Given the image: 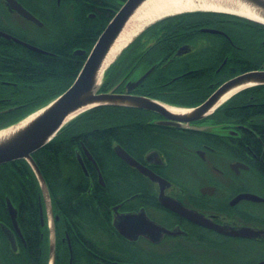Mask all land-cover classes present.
<instances>
[{"label": "flooded vegetation", "instance_id": "flooded-vegetation-1", "mask_svg": "<svg viewBox=\"0 0 264 264\" xmlns=\"http://www.w3.org/2000/svg\"><path fill=\"white\" fill-rule=\"evenodd\" d=\"M14 1L42 26L23 17L6 0H0V31H21L28 37L33 31H55L45 29L38 14L46 10L50 14L49 8L60 7L63 0ZM241 26L242 21L228 19L199 28V34L190 42L179 44L165 57V64L175 58L182 63L180 71L164 85L177 80L207 84L208 94L199 104L182 106L168 102L180 99L172 86L161 91L163 98L139 94L138 87L156 64L147 69L131 65L129 75L112 87L114 93H125L128 86L132 87L153 68L143 81L133 86L129 95L153 100L165 109H194L228 80L249 71H264V63L253 64L244 56L247 43ZM202 29L217 32L203 33ZM261 44L264 46V37ZM241 93L198 121H180L176 119L180 116L167 109L176 118L136 109L149 114L147 122L128 126L131 140L111 142L116 165H106L102 158L98 161L92 156L88 140L75 141L72 160L80 172L65 171L62 175L65 188L61 191L47 187L48 208L41 190L36 195L35 206L47 236L48 251L50 228L54 230V264H264V147L257 136L262 145L257 156L246 142L247 136L264 130V88ZM221 107L222 116H216ZM117 147L153 177L122 160L115 152ZM78 183L81 186L71 190ZM62 191L77 196L71 202L73 206L84 196L95 204V211L90 208L83 216L71 212L67 203L60 206L54 195ZM97 196L108 197V202L100 207ZM6 199L3 203L9 223L0 220V261L6 242L15 255L28 250L19 209L9 200L16 209L17 234L6 210ZM242 228L260 232L242 237ZM237 231L240 235L232 234Z\"/></svg>", "mask_w": 264, "mask_h": 264}, {"label": "trees", "instance_id": "trees-1", "mask_svg": "<svg viewBox=\"0 0 264 264\" xmlns=\"http://www.w3.org/2000/svg\"><path fill=\"white\" fill-rule=\"evenodd\" d=\"M124 2L125 0H63L60 7L49 8L50 14L47 10L38 14L45 29L55 30L44 31L47 36L43 40L28 37L18 31H5L50 54L35 53L0 38V129L18 122L68 89L98 36ZM91 14L95 17H89ZM228 19L242 21L240 28L247 43L243 51L246 59L253 64H263L264 46L261 40L264 37V25L221 13H184L161 19L135 37L108 67L100 92L110 91L120 79L127 77L131 65L147 69L156 64V68L138 87L139 94L163 98L161 91L167 86H172L179 92L176 98L180 99L167 100L168 102L182 106L199 104L208 94L205 92L207 84L202 81L177 80L164 85L180 71L182 63L175 58L165 64V57L171 55L179 44L190 42L192 37L199 34V28L213 26L218 24V21ZM76 50L84 51L85 55H74ZM193 87H197V90H192ZM259 88L264 86L245 89L240 95L257 92ZM222 111L223 107L219 108L216 116H222ZM147 116L149 114L142 110L101 106L90 109L70 121L47 145L32 154L48 189L56 188L61 191L65 188L62 176L65 171L80 172L72 160L75 141L88 140L90 144H87V147L92 156L98 161L102 158L106 165H116L118 162L110 149L111 142L131 140L127 134L128 126L145 124ZM133 130L137 129L131 128V131ZM257 136L264 147V130L247 136L246 142L247 147L259 156L262 145ZM80 186V183L71 186V190ZM81 192L84 193L85 190ZM39 193L37 180L24 160L0 165V220L9 223L3 203L7 197L19 209L21 229L28 245V250L18 256L9 250V244L6 242L0 264H47V236L35 206L36 195ZM76 197L69 196L65 191L56 192L54 195L57 204L61 206L67 203L74 214L82 213L86 216L90 208L94 210L95 204L86 201L84 196L73 206L71 202ZM108 199L106 196L96 197L100 207L104 202H108Z\"/></svg>", "mask_w": 264, "mask_h": 264}, {"label": "water", "instance_id": "water-1", "mask_svg": "<svg viewBox=\"0 0 264 264\" xmlns=\"http://www.w3.org/2000/svg\"><path fill=\"white\" fill-rule=\"evenodd\" d=\"M6 1L12 9L19 12L23 17L33 21L39 26H42V24L37 19L31 16L16 1L14 0H6ZM145 1L146 0H125V2L122 3L120 8L115 12V14L109 20L103 31L98 36L90 52L86 55L81 70L79 71L73 83L68 87V89H66L61 95L56 97L54 100L47 103L45 106L30 113L29 115L22 118L18 122L0 129V131H3L10 127L16 126L18 123L22 122L29 116L33 114H37L33 119L28 121L23 127L16 130L13 134L9 135V137H7L4 141L0 142V165L18 160H24L29 165L30 169L32 170L38 182L39 188L41 190V198L43 199L44 204L46 205L47 208L49 205L48 189L37 165L35 164L32 158V154L38 151L39 149H41L42 147H44L45 145H47L61 131V129H63L68 123H70V121L75 119L77 116L96 107L111 106V107H124V108H133V109L151 110L158 112L168 118H176L169 115L166 109L163 108L162 105H160L159 103L153 100L144 97L129 95V92L131 91L133 86H136L138 83L143 81L145 77L152 71V69H150V71H148L138 81H136L133 85H131L132 87L128 86L127 90L123 94L114 93V89H111L108 92H100V88L104 81L105 72L107 71L108 67L113 63L112 62L103 72H101L104 59L108 54L110 48L112 47L113 43L121 33L122 29L126 25L129 18L133 15L135 10ZM238 1H241L242 3L248 5L251 9H253L256 15L258 16V19L257 20L250 19L248 17H243L240 15H236L232 13H224V12H214V11H193V12H211V13L227 14L264 25V0H238ZM185 13H192V12H185ZM201 32L216 33L217 31L202 29ZM0 38H3L9 42H14L35 53L45 54V55L50 54L47 51H44L34 45L28 44L3 31H0ZM73 54L77 56H81V55H85V52L81 50H76L73 52ZM250 81L254 82V84L244 87L240 91L252 87L264 86V71H249L228 80L227 82L222 84L206 101H204L202 104L192 109L193 112L191 113V115L187 117H181V118L179 117L176 119L183 122H190V121H198L205 118L209 114L208 111L213 107V105L218 101V99L223 94H225L227 91L235 88L238 85H242ZM240 91H238L237 93H239ZM88 105L90 106L86 110L82 111L81 113L77 114L73 118L66 121V118L70 114L78 110H81L83 107ZM115 152L126 163L136 167L143 174L145 175L147 174L153 177L152 174H150L145 168H143L138 163H136L120 147L115 148ZM242 197L251 198L253 200H260L259 198L252 195H242ZM163 204H166L169 208H173L171 204L169 205L168 203H164V202ZM6 210L11 220L13 230L17 234H19V229L16 221V209L12 206L9 199H6ZM40 215H42V211H40ZM41 225H43L42 221H41ZM259 232L260 231H256L249 228H242V237L256 236ZM232 234L240 235V232L237 231ZM7 235L8 237H10V234ZM54 255H55V236H54V230L51 227L49 232L48 264H54Z\"/></svg>", "mask_w": 264, "mask_h": 264}, {"label": "bare ground", "instance_id": "bare-ground-1", "mask_svg": "<svg viewBox=\"0 0 264 264\" xmlns=\"http://www.w3.org/2000/svg\"><path fill=\"white\" fill-rule=\"evenodd\" d=\"M193 11L224 12L248 17L250 19H258V16L253 9L238 0H146L135 10L133 15L129 18L121 33L113 43L104 59L101 72H103L115 60L118 54L142 30L150 26L152 23L161 20L164 17ZM252 84H254V82L250 81L242 85H238L235 88L227 91L218 99V101L213 105L208 113L212 112L216 107L224 103L232 95L236 94L244 87L250 86ZM89 106L90 105L85 106L81 110L70 114L66 118V121L86 110ZM166 109L169 113L180 117H187L193 112L192 109H179L176 107H166ZM35 115L37 114L29 116L22 122L18 123L16 126L0 131V142L4 141L7 137H9V135L13 134L16 130L23 127L28 121L33 119Z\"/></svg>", "mask_w": 264, "mask_h": 264}, {"label": "rangeland", "instance_id": "rangeland-1", "mask_svg": "<svg viewBox=\"0 0 264 264\" xmlns=\"http://www.w3.org/2000/svg\"><path fill=\"white\" fill-rule=\"evenodd\" d=\"M21 33V31H18ZM41 36V37H40ZM47 36L46 32L44 31H33V35L31 36L32 38L33 37H38L40 40H43L45 39ZM114 62V61H113Z\"/></svg>", "mask_w": 264, "mask_h": 264}]
</instances>
